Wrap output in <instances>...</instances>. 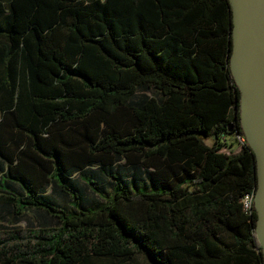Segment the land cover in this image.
Wrapping results in <instances>:
<instances>
[{
  "label": "trees",
  "instance_id": "trees-1",
  "mask_svg": "<svg viewBox=\"0 0 264 264\" xmlns=\"http://www.w3.org/2000/svg\"><path fill=\"white\" fill-rule=\"evenodd\" d=\"M232 50L230 0H0V264H264Z\"/></svg>",
  "mask_w": 264,
  "mask_h": 264
},
{
  "label": "water",
  "instance_id": "water-1",
  "mask_svg": "<svg viewBox=\"0 0 264 264\" xmlns=\"http://www.w3.org/2000/svg\"><path fill=\"white\" fill-rule=\"evenodd\" d=\"M233 12L231 69L241 90V122L256 155V232L264 255V0H230Z\"/></svg>",
  "mask_w": 264,
  "mask_h": 264
},
{
  "label": "rangeland",
  "instance_id": "rangeland-1",
  "mask_svg": "<svg viewBox=\"0 0 264 264\" xmlns=\"http://www.w3.org/2000/svg\"><path fill=\"white\" fill-rule=\"evenodd\" d=\"M228 139L230 141H232V144L230 148V146H225L224 149L226 150H232V151H237L239 150V148L241 147V144L240 142L236 141L231 135L228 137ZM207 142L209 144H213L214 141H215V137H208L206 138ZM99 166L98 163H95L93 164V169L94 168H97ZM122 173V175L125 177V178H128V179H132L133 178V167L128 164L125 160V158H122L120 159L116 164H114V169H117ZM75 179L77 181V184L79 186H81L82 188H84L85 190V193L89 194V198L85 201L86 204H95L97 203L98 201H101L102 200V197H100L98 194H94V193H91V192H88L89 189L87 188L86 184H85V181L82 180L80 177H79V173H75ZM143 173L142 174H139L138 175V180L139 181H142L143 180ZM105 186L108 188V189H111V186H112V182L109 181V180H106L105 182ZM137 264H148L147 261L145 260L144 257L140 256L139 259H138V263Z\"/></svg>",
  "mask_w": 264,
  "mask_h": 264
},
{
  "label": "built area",
  "instance_id": "built-area-1",
  "mask_svg": "<svg viewBox=\"0 0 264 264\" xmlns=\"http://www.w3.org/2000/svg\"><path fill=\"white\" fill-rule=\"evenodd\" d=\"M236 136H237L238 142H240L241 145L247 140L245 134L237 133ZM255 191L256 190L247 191L242 196V203H243V207L246 212H251L253 210Z\"/></svg>",
  "mask_w": 264,
  "mask_h": 264
},
{
  "label": "crops",
  "instance_id": "crops-1",
  "mask_svg": "<svg viewBox=\"0 0 264 264\" xmlns=\"http://www.w3.org/2000/svg\"><path fill=\"white\" fill-rule=\"evenodd\" d=\"M2 166H4V163H3V162L1 161V159H0V167H2ZM2 172H3V171L0 170V175H1ZM17 223L26 224V220L23 219V220L18 221Z\"/></svg>",
  "mask_w": 264,
  "mask_h": 264
}]
</instances>
